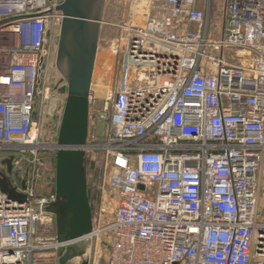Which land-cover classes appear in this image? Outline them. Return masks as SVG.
I'll use <instances>...</instances> for the list:
<instances>
[{
  "label": "built area",
  "instance_id": "1",
  "mask_svg": "<svg viewBox=\"0 0 264 264\" xmlns=\"http://www.w3.org/2000/svg\"><path fill=\"white\" fill-rule=\"evenodd\" d=\"M148 1L157 16L123 28L108 130L86 147L95 247L107 264H264V0H225L219 24L199 0ZM63 2L0 0V176L17 194L0 190V264L61 246L42 235L55 217L34 204V165L56 152L40 119Z\"/></svg>",
  "mask_w": 264,
  "mask_h": 264
},
{
  "label": "water",
  "instance_id": "2",
  "mask_svg": "<svg viewBox=\"0 0 264 264\" xmlns=\"http://www.w3.org/2000/svg\"><path fill=\"white\" fill-rule=\"evenodd\" d=\"M107 0H64L56 65L67 94L57 137L56 199L36 200L55 217L57 264H91L94 221L88 195L86 147L90 134V95ZM8 170L12 171L11 160ZM0 190L17 196L6 178Z\"/></svg>",
  "mask_w": 264,
  "mask_h": 264
},
{
  "label": "rangeland",
  "instance_id": "3",
  "mask_svg": "<svg viewBox=\"0 0 264 264\" xmlns=\"http://www.w3.org/2000/svg\"><path fill=\"white\" fill-rule=\"evenodd\" d=\"M224 5L225 0H212L211 7H208L203 0H199L198 3V7L203 10L205 16L210 15L211 20L215 24L222 22L221 15ZM155 16H157V11L150 8L148 0H107L106 2L91 92L97 101V107L90 111V132L96 133L99 139L106 135L111 116V110L108 112L103 110L104 103L109 94L116 88L120 75V54L116 53L117 41L121 39L125 26L143 25L147 19ZM58 33L60 34L59 28L54 29L52 56L47 73L50 94L49 100L44 106V115L40 119L42 139L50 143L57 141L67 98V94L60 92L66 86V82L63 80L56 65L59 43ZM100 113L104 116L106 115V118H100ZM261 206H263V203ZM98 211L99 206L93 219L97 217ZM94 226L96 228L97 224L94 223ZM42 235L44 238L49 239L48 233ZM95 240L93 238L94 243ZM56 255L57 250L56 252L47 251V254L42 257L40 264H57ZM91 264H107V252L96 248L95 244H93Z\"/></svg>",
  "mask_w": 264,
  "mask_h": 264
},
{
  "label": "trees",
  "instance_id": "4",
  "mask_svg": "<svg viewBox=\"0 0 264 264\" xmlns=\"http://www.w3.org/2000/svg\"><path fill=\"white\" fill-rule=\"evenodd\" d=\"M111 119V116H110ZM103 138L99 141H102ZM39 158L44 162L45 167L38 164L34 165L35 171L43 173L44 169L46 174L43 178L37 182L35 185L36 189V199H47L51 196L56 195V152L52 151H40ZM86 169L88 177V195L91 202L93 216L98 207L99 199V186L102 182V170L100 167L86 160ZM49 234V239H55L57 237L56 224L47 232Z\"/></svg>",
  "mask_w": 264,
  "mask_h": 264
},
{
  "label": "bare ground",
  "instance_id": "5",
  "mask_svg": "<svg viewBox=\"0 0 264 264\" xmlns=\"http://www.w3.org/2000/svg\"><path fill=\"white\" fill-rule=\"evenodd\" d=\"M54 148H55V149H57V148H58V147H57V144H56V145H54Z\"/></svg>",
  "mask_w": 264,
  "mask_h": 264
}]
</instances>
